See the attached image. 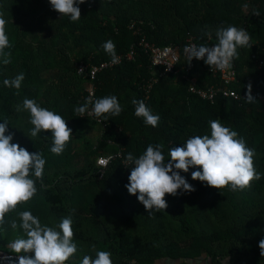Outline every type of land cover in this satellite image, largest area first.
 I'll use <instances>...</instances> for the list:
<instances>
[{"label":"trees","instance_id":"16d2710c","mask_svg":"<svg viewBox=\"0 0 264 264\" xmlns=\"http://www.w3.org/2000/svg\"><path fill=\"white\" fill-rule=\"evenodd\" d=\"M79 7L81 18L73 22L53 11L48 0H0L11 45L5 49L11 62L0 63V123L8 121L12 143L46 161L36 194L7 213L5 224L19 223L18 212L31 211L42 225L58 230L70 217L77 250L92 258L108 251L112 264H264L258 248L264 238V101L258 98L264 96V71L258 67L264 61V0H85ZM229 26L251 37L250 47L238 48L231 64L236 80L228 87L242 96L238 101L220 94L209 101L190 92L192 85L204 90L220 84L203 60L188 65L180 55L172 72L155 73L138 46L144 37L159 47L182 49L191 36L196 46L210 47L217 43L215 31ZM108 40L116 55L132 48L133 57L96 75L93 99L116 96L123 110L107 120L87 112L80 117L74 109L87 100L85 74L111 58L102 47ZM20 73V89L3 84ZM153 76L157 82L146 92ZM249 84L256 94L252 102L243 98ZM26 98L66 120L72 137L62 154L51 153V133L30 135L29 113L16 111ZM133 99L160 116L157 127L134 115ZM216 119L254 149L253 166L261 178L243 190L213 189L193 181L192 172L200 169L190 168L180 175L195 191L166 195L165 212L147 213L126 190L127 154L138 158L148 145L161 144L167 160L169 150L188 138L210 135L209 122ZM109 155L115 157L99 178L96 160Z\"/></svg>","mask_w":264,"mask_h":264},{"label":"clouds","instance_id":"9594fccd","mask_svg":"<svg viewBox=\"0 0 264 264\" xmlns=\"http://www.w3.org/2000/svg\"><path fill=\"white\" fill-rule=\"evenodd\" d=\"M53 11L67 16L71 21L81 18L79 5L85 0H48ZM259 15V13H256ZM0 12V63L8 65L11 60L9 38L5 32L7 21ZM211 36V32L206 33ZM217 43L212 46L190 45L185 48L188 65L192 60H203L204 64L223 70L231 67L232 61L238 57L237 49L250 47V34L244 29L234 26L220 27L215 31ZM104 51L117 60L115 44L108 40L102 45ZM24 74L20 73L12 79H5L6 87L20 89ZM243 97L246 101L256 100L251 95V85H247ZM134 115L143 118V122L153 128L158 126L160 116L153 114L143 100L133 99ZM91 111L89 112V106ZM122 106L116 96H104L98 99L88 98L82 106L74 109L83 117L87 112L94 117L119 116ZM16 111L29 113L32 137L41 132L51 133V153L60 155L72 137V130L60 115L41 107L33 99H24ZM210 135H196L188 138L182 146L173 147L166 160L162 152L163 145H148L138 158L128 153L124 161L131 165L128 183L125 185L130 196H135L145 211H160L168 207L166 195L177 196L195 191L180 173L193 171L191 179L200 181L213 189L229 187L230 191L243 190L253 180H259L261 174L253 166L254 149L246 146L243 138L236 131L224 126L218 119L209 122ZM8 121L0 123V230L5 225L7 213L15 211L19 204L28 202L37 192L36 181L43 176L45 159L37 152L30 153L17 143H12L13 135L7 134ZM19 223L12 219L7 223L12 229H21L23 237L16 238L8 246L11 253L16 254L17 264H65L77 252L73 242L72 220L62 219L57 228L42 225L40 219L31 211L18 212ZM94 247V246H93ZM260 256L264 257V238L259 241ZM28 253L33 255L29 256ZM80 264H112L111 253L97 251L95 258L84 255Z\"/></svg>","mask_w":264,"mask_h":264},{"label":"built area","instance_id":"2783aa9c","mask_svg":"<svg viewBox=\"0 0 264 264\" xmlns=\"http://www.w3.org/2000/svg\"><path fill=\"white\" fill-rule=\"evenodd\" d=\"M136 33H138L136 31ZM190 45H195L193 38L190 36L186 40V45L180 49L176 45H167L163 47L156 46L152 43H149L145 40L144 37H141L138 41V46H140L144 52L148 55L149 59V65L152 69L155 70L157 68H162L163 72L162 73H169L172 72L175 65L178 63L180 55L183 57H187V54L185 53V48L190 46ZM212 47V46H210ZM117 60L115 63L112 62V58H110L107 61L101 62L98 65L92 66L89 69V72L86 75L88 77L90 83L89 86L86 88L85 92L87 94L86 99L92 98L94 95V87L91 85L92 81L95 79L96 75L105 69L114 67L119 65L123 59L126 60H131L133 57V51L132 48L125 54V55H116ZM258 67L264 71V61H259ZM85 67L83 65H79L77 67V72L80 75L84 74ZM210 71L214 74L217 75L220 84L216 85L215 87L211 86L206 89H197L195 85H192L190 87V92L198 94L199 97L212 101L218 94H220L223 98H231L235 101H238L242 96H240L235 90H232L228 87L229 84L235 82L236 80V72L235 69L232 67L223 69V70H218L215 67H211ZM157 82L156 76L151 77L147 83L144 85V90L148 92L152 85ZM251 94L254 96L256 95L255 92H251ZM245 95H243L244 97ZM258 98L261 101H264V96L258 95ZM91 111V107H89V112ZM87 116L92 117V115L87 113ZM98 122L99 120L96 119ZM116 156H119L116 155ZM114 155H109L105 157H98L96 160V165L100 168V176L99 178L102 177V173L104 169L107 167L109 162L114 158Z\"/></svg>","mask_w":264,"mask_h":264},{"label":"rangeland","instance_id":"374dc122","mask_svg":"<svg viewBox=\"0 0 264 264\" xmlns=\"http://www.w3.org/2000/svg\"><path fill=\"white\" fill-rule=\"evenodd\" d=\"M91 134L94 136L96 135L94 131ZM4 226L6 227L5 228L3 227V229L0 230V252L10 254V255H16L14 253H11V250L8 245L16 238L23 237L24 233L19 228L15 230L12 229L9 223H7V225L5 224ZM83 253H86V250L79 248L77 252L72 257H70L68 261H66L65 264H68V263L80 264V261L83 258V255H82ZM27 255L31 256L33 254L28 253Z\"/></svg>","mask_w":264,"mask_h":264},{"label":"water","instance_id":"95a60500","mask_svg":"<svg viewBox=\"0 0 264 264\" xmlns=\"http://www.w3.org/2000/svg\"><path fill=\"white\" fill-rule=\"evenodd\" d=\"M0 264H17L16 255H10L0 252Z\"/></svg>","mask_w":264,"mask_h":264}]
</instances>
